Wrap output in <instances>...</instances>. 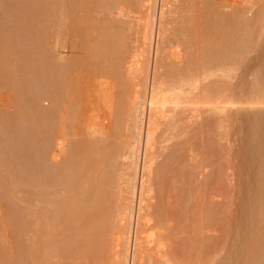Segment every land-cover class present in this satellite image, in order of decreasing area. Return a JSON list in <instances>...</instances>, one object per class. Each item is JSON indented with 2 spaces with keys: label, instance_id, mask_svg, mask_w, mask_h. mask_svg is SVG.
Here are the masks:
<instances>
[{
  "label": "rangeland",
  "instance_id": "374dc122",
  "mask_svg": "<svg viewBox=\"0 0 264 264\" xmlns=\"http://www.w3.org/2000/svg\"><path fill=\"white\" fill-rule=\"evenodd\" d=\"M145 1L0 0V264H110L113 243L124 246V111L155 59L143 44ZM169 1L148 230L168 243L163 264H264V0ZM44 88L61 91L68 110L65 134L50 138L47 183L39 108L54 103ZM147 251L144 264L161 263Z\"/></svg>",
  "mask_w": 264,
  "mask_h": 264
},
{
  "label": "bare ground",
  "instance_id": "6f19581e",
  "mask_svg": "<svg viewBox=\"0 0 264 264\" xmlns=\"http://www.w3.org/2000/svg\"><path fill=\"white\" fill-rule=\"evenodd\" d=\"M158 1H159V5H158ZM146 2V4L144 5L145 6V8H146V19H145V21H146V23H144V35H143V44H144V40H146V44H147V48L146 49H148V51H145V52H149V49H150V51L151 50H155V59H154V62H153V65H152V67H151V71H150V69H149V66H148V70L146 69V72L145 73H143L142 71V73H143V75H140L141 74V72H139V69L138 70H135L136 72L138 71L139 73L136 75V77H137V80H138V78H140L141 77V79H139L140 81H138V82H140V83H137V82H135V84H134V82H133V84H134V86H135V88L133 87L131 90L132 91H134L133 92V98H132V100H131V102H130V98H128V100H129V103L127 102V106L129 107V110H127V112L126 111H124L125 113H126V116H127V114H129L128 116H129V118L130 117H132L131 118V120L130 119H128L127 121H131V123H132V130L130 129V128H128L129 130H131V132L130 131H128L129 132V135H130V137H128L129 139L126 141V139H125V145H123V152L125 151V150H127L126 151V153L124 152H122V150H121V152H119V153H123L124 154V156H123V158L124 159H127L128 161H127V164H129V168L127 169V179H125V190H129V195H130V199H129V201L126 203L125 201V203L123 204V206H122V208H120V210L122 209V211L119 213V214H121V215H119L120 217H118L119 218V221H120V223L121 224H118L119 226L118 227H122V228H124L125 229V231H123V233H122V235L120 234L121 232H122V230H121V227L119 228L120 229V231H119V233L118 234H120V238H122V237H124V232H125V235H126V237L124 238L125 239V243H124V246H123V244H121L123 247H121V245L120 244H118V242L120 243H123L124 242V240H122L121 239V241H117V237H116V243L117 244H115V243H113L114 245H115V247L113 248L114 249V251H115V249H116V252L114 253L113 251H112V255H111V260H112V258H114L115 259V261L112 263V261H109V262H111L110 264H144V260L146 259L145 257H144V254H143V252L145 251L146 252V255L145 256H147V250L149 249V250H151L152 249V252H155L156 253V259H159V260H157V261H162V259L164 258V255H166L167 254V256L169 255V253H168V250H167V246L168 245H166V244H168V243H165L163 240L164 239H161L162 238V236H161V238L159 239V237H158V235L156 234V233H154L153 234V230L152 231H149L150 230V228L151 227H149L150 225H149V223H150V220L151 219H149L145 214L147 213V206H148V204H147V201H151V199L149 198L150 196H151V192H152V186L150 187V183H149V175H150V173H151V167H152V162H153V149H154V146H155V140H156V132H157V130H158V128H159V119L160 118H162L161 116V108H162V105L163 104H165L167 101H166V95H167V88L165 89L164 87V85H165V83L162 81V79L160 78V74H159V71L158 70H160V66H161V64H160V59H159V61H158V58H156L157 56H158V53L160 52V50H161V46H160V39L161 38H163V36H164V30H166L165 29V23H166V16L168 15V11H169V6H170V4L171 3H169L170 1L169 0H146L145 1ZM138 14V13H137ZM128 16V15H127ZM165 22V23H164ZM97 25V24H96ZM62 33V32H61ZM86 33V32H85ZM154 35L156 36V43H155V45H153V40H154ZM161 37V38H160ZM58 42V41H57ZM125 42V41H124ZM162 44V43H161ZM107 45V44H106ZM154 47V48H153ZM144 49V48H143ZM162 51H163V48H162ZM142 53V52H141ZM140 54V53H139ZM143 54V53H142ZM149 54H150V52H149ZM144 55V54H143ZM151 55V54H150ZM160 55H161V52H160ZM142 56V55H141ZM140 56V57H141ZM139 57V58H140ZM148 61H150L149 60V58H148ZM137 63V62H136ZM139 63V62H138ZM70 64V63H69ZM71 65V64H70ZM72 65H73V63H72ZM71 65V66H72ZM65 66H68V65H64V68H66ZM70 66V67H71ZM60 67V66H59ZM162 67V66H161ZM136 68H138V67H136ZM143 68V67H142ZM4 69V68H3ZM68 69H69V67H68ZM68 69H66V70H68ZM135 69V68H134ZM65 70V69H64ZM64 70H62L61 69V72H59L58 73V75H57V78H59V80H61V81H65L66 80V77H68L65 73H67L68 71H64ZM70 70H72L71 68H70ZM7 71V70H6ZM49 71V70H48ZM64 71V72H63ZM56 72V71H55ZM69 73V72H68ZM75 73V72H74ZM49 75V74H48ZM160 75V76H159ZM73 77V76H72ZM134 77H135V75H134ZM129 79V78H128ZM57 80V79H56ZM136 80V81H137ZM196 81V82H193L194 84H193V88L195 89V90H197L198 92L196 93V91L194 92L195 93V95H197V94H199L200 92H201V81H199L197 78L196 79H193L192 81ZM67 81V80H66ZM69 81V80H68ZM56 83V82H55ZM191 83V82H190ZM129 84V83H128ZM59 85V84H58ZM72 85V84H71ZM54 86V85H53ZM60 86H62V83H61V85ZM64 86V85H63ZM179 87V86H178ZM189 87H191V86H189ZM72 88V87H71ZM186 88V87H185ZM45 89V91H44V95L43 96H45V97H47V98H49V100L51 99L52 100V102L54 103V108L52 109V110H43V109H40L39 108V113H40V115H41V118H42V129H43V134H44V138H43V140H44V144H43V148H42V152H43V154H42V159H43V164H45V167H48L50 164H48L49 163V159H50V156H51V154L52 153H50V152H53L54 150H53V148H51L52 146H51V140H50V138H51V136L52 135H54L55 133V135H58V136H60L62 133H64L65 131L63 130V128L65 127H62L63 125H60V124H58L59 122L61 123H65V121H66V119H67V117H65L66 115H64V113H66L65 111L64 112H61V111H63V109L65 110V108H63L62 110H61V108L62 107H65L64 105H65V102L67 101V100H65V102L63 101V98H64V96H63V94H62V92L61 91H59L58 89H49V88H44ZM75 90V89H74ZM120 91V90H119ZM181 91V90H180ZM130 93H132V92H130ZM176 93V92H175ZM42 94V93H41ZM131 95V94H130ZM130 95H129V97H130ZM77 96V95H76ZM39 97V96H38ZM37 97V98H38ZM44 97V98H45ZM101 97V96H100ZM40 98V97H39ZM65 99V98H64ZM127 100V101H128ZM64 102V103H63ZM69 102V101H68ZM67 102V103H68ZM125 102V101H124ZM77 103H78V101H77ZM122 103V102H121ZM71 104V103H70ZM69 104V107L70 108H74V106L73 105H70ZM120 104V103H119ZM124 104V103H123ZM123 104H122V106H123ZM67 106H68V104H66ZM72 106V107H71ZM121 106V107H122ZM69 107H67V108H69ZM66 108V109H67ZM70 108H69V111H70ZM119 108V107H118ZM124 110V106H123V108H120V110ZM126 109H127V107H126ZM72 110V109H71ZM114 112H115V110H113ZM117 111V110H116ZM119 111V110H118ZM118 111H117V113H118ZM112 112V111H111ZM120 112V111H119ZM124 112H122L123 113V116L125 115V113ZM63 113V114H62ZM121 113V112H120ZM122 113H121V115L120 116H122ZM61 116H60V115ZM115 114V113H114ZM63 115H64V117L66 118L64 121L62 120V121H60L61 119L59 118V117H63ZM105 115V114H104ZM107 115V114H106ZM69 116V115H68ZM110 116H112L111 114H109V120L111 119V117ZM120 116H119V118H120ZM125 116V117H126ZM64 117L62 118V119H64ZM114 117V116H113ZM115 117H116V115H115ZM118 117V116H117ZM104 118H108V117H104ZM122 118V117H121ZM120 118V119H121ZM128 118V117H127ZM60 119V120H59ZM115 119V118H114ZM117 119V118H116ZM116 119H115V121H113V122H116ZM122 119H124V118H122ZM59 120V121H58ZM106 120V119H105ZM117 120H119V119H117ZM111 121V120H110ZM120 122V124H119V127H120V125H121V127H122V124L124 125V123H125V121L126 120H124V123H122L121 124V122H123V120H119ZM126 121V122H127ZM113 122H110V130L112 129V130H114L112 127L114 126L112 123ZM94 123V122H93ZM66 124V123H65ZM115 124V123H114ZM129 124L130 123H128L127 122V124H125V126L126 127H128L129 126ZM58 126V128H57V126ZM92 125V124H91ZM95 125H97L96 123H94V127H95ZM100 125V124H99ZM103 125V124H102ZM111 125H113V126H111ZM55 126H56V128H55ZM98 126V125H97ZM59 127H60V129H59ZM108 127V126H107ZM115 128H116V126H114ZM118 127V126H117ZM104 128V127H103ZM102 128V129H103ZM124 128V127H123ZM101 129V130H102ZM105 129H106V127H105ZM109 129V128H108ZM118 129V128H117ZM125 129V128H124ZM110 130H108V131H110ZM112 130H111V133H112ZM116 130V129H115ZM62 131H64V132H62ZM107 131V132H108ZM54 132V133H53ZM131 133V134H130ZM65 134V133H64ZM55 135L53 136V137H55ZM103 135L105 136V134L103 133ZM111 134H108V136H110ZM123 135H125V134H123ZM129 135H127V136H129ZM63 136V135H62ZM107 136V137H108ZM126 136V135H125ZM52 137V138H53ZM60 138H61V136H60ZM59 138V139H60ZM42 140V141H43ZM58 140V139H57ZM105 140V139H104ZM64 141V140H63ZM56 142V141H55ZM61 142V141H60ZM95 144H97V142L95 143ZM124 144V143H123ZM57 145L58 144H56V147H57ZM115 145V144H114ZM81 146V145H80ZM94 146V145H93ZM96 146H98V144L96 145ZM107 146V145H106ZM121 146V145H120ZM55 147V146H54ZM59 147H63V146H59ZM84 148V147H83ZM96 148V147H95ZM116 148V147H115ZM51 149H52V151H51ZM59 149H61L62 150V148H59ZM94 149V148H93ZM97 149V148H96ZM108 149H109V146H108ZM108 149H106V151H108L109 152V150ZM113 149V148H112ZM125 149V150H124ZM100 150H101V148H100ZM114 150V149H113ZM116 150V149H115ZM63 151H64V149H63ZM94 151H95V149H94ZM98 152V154H99V157L101 156L100 154L102 153V155H107L106 156V158H105V160H107V158H108V160H110L111 162H113L112 161V159H113V157L115 158V156H113V153L115 152H112V151H110L109 153H107V152ZM119 151V150H118ZM54 152H56V150L54 151ZM83 152V151H82ZM116 152H117V150H116ZM63 153V152H62ZM95 153H97V152H95ZM55 153H53L52 154V156L54 155ZM117 155V154H116ZM51 156V157H52ZM55 156L56 155H54L53 157L55 158ZM60 156V155H59ZM76 156V155H75ZM78 156H80V155H78ZM105 156H103V157H105ZM113 156V157H112ZM83 157V156H82ZM116 158H117V156H116ZM115 158V159H116ZM122 158V159H123ZM53 159V158H52ZM75 159H76V157H75ZM78 159V158H77ZM107 160V161H108ZM80 160H78V162H79ZM83 161H85V160H82L81 162H83ZM123 161V160H122ZM75 162V161H74ZM77 162V163H78ZM96 162V161H95ZM124 162V161H123ZM126 162V161H125ZM122 163V162H121ZM69 164V163H68ZM75 164V163H74ZM82 164V163H81ZM85 164H87V163H85ZM90 164V163H89ZM94 164H96V163H94ZM109 164V163H108ZM71 165V164H70ZM78 165V164H77ZM79 165H80V163H79ZM99 165V164H98ZM114 165V164H113ZM119 165V164H118ZM81 166H84V164H82ZM80 166V167H81ZM87 166V165H86ZM92 166V165H91ZM96 166H97V164H96ZM128 166V165H127ZM111 167V166H110ZM54 168V167H53ZM67 168V167H66ZM83 168V167H82ZM117 168V167H116ZM115 168V169H116ZM126 168V167H125ZM47 169H49V167L48 168H45L44 170H43V172L45 171V170H47ZM58 169V168H57ZM92 169V168H91ZM53 170V169H52ZM68 170V169H67ZM83 170H84V168H83ZM95 170V169H94ZM99 170V169H98ZM117 170V169H116ZM126 170V169H125ZM130 170H131V172H130ZM141 170V173H140V175H141V179H140V188L138 187L137 188V182H138V176H139V171ZM62 171V170H61ZM60 171V172H61ZM66 171V170H65ZM82 171V170H81ZM81 171H80V173H81ZM46 172H48V170L46 171ZM46 172H44V174H43V176L46 174L47 175V173ZM72 172V171H71ZM70 172V173H71ZM76 172V171H75ZM85 172V171H84ZM130 172V173H129ZM51 173H52V171H51ZM60 174V173H59ZM67 174H68V172H67ZM72 174V173H71ZM57 175H58V173H57ZM61 175H63L62 177H61ZM66 174L63 172V174L61 173L59 176H57V177H59L58 178V182L60 181H62L61 183H63V181H65V179L69 182L70 180L68 179L69 178V176L67 177V175L65 176ZM73 176V175H72ZM72 176H70V177H72ZM75 176V175H74ZM100 176V175H99ZM48 175L47 176H44L43 178H45V180H43V181H45L46 183H47V181H49L48 180ZM52 177V176H51ZM57 177H56V179H57ZM66 177V178H65ZM47 178V179H46ZM54 178H55V176H54ZM53 178V179H54ZM63 178V179H62ZM74 178V177H73ZM95 179V178H94ZM118 179V178H117ZM123 179V178H122ZM103 180V179H102ZM120 180V179H119ZM57 181V180H56ZM67 181H65L64 182V185H65V183L67 182ZM93 181V180H92ZM107 181V180H106ZM73 182H74V180H73ZM116 182V181H115ZM119 182H121V180L119 181ZM51 183H54V182H51ZM61 183H60V185H61ZM117 183V182H116ZM44 185L43 186H48V184H46L45 185V183H43ZM96 184V183H95ZM50 185V184H49ZM56 185V184H55ZM55 185H53V186H55ZM58 185V184H57ZM60 185H58L59 187H61ZM119 185V184H118ZM66 186V185H65ZM74 186V185H73ZM118 187H120V186H118ZM50 188V187H49ZM49 188H47V187H45V189H49ZM67 188H68V186H67ZM56 189V188H55ZM122 189V188H121ZM73 190V189H72ZM118 192V191H117ZM124 193V192H123ZM122 193V194H123ZM46 194L48 195V193L46 192H43V198L45 199V197H46ZM57 194V193H56ZM127 194V193H126ZM53 195V194H52ZM51 195V196H52ZM150 195V196H149ZM95 196V195H94ZM118 196V195H117ZM116 196V197H117ZM105 197V196H104ZM119 197V196H118ZM126 197V196H125ZM59 198V197H58ZM128 198V197H127ZM148 198H149V200H148ZM47 200H48V198H46ZM71 199V198H70ZM126 199V198H125ZM95 201V200H94ZM117 201H118V199H117ZM116 201V202H117ZM137 201V202H136ZM43 202H44V200H43ZM59 202V201H58ZM122 202V201H121ZM120 202V203H121ZM48 204H49V202H47ZM75 203V202H74ZM108 204H109V202H108ZM114 204V203H113ZM118 206V205H117ZM66 207V206H65ZM77 209V208H76ZM117 209V208H116ZM114 210H115V208H114ZM71 212V211H70ZM115 212V211H114ZM118 212V211H117ZM72 213V212H71ZM74 214V213H73ZM118 215H115L116 217L118 216ZM148 215V214H147ZM80 216H82V215H79V217ZM114 216V217H115ZM149 216V215H148ZM53 217V216H52ZM78 217V218H79ZM117 218V219H118ZM116 219V218H115ZM115 221V220H114ZM118 221V222H119ZM115 223V222H114ZM117 225V224H116ZM123 225V226H122ZM115 227H117V226H115ZM148 227H149V230H148ZM123 229V230H124ZM264 231V230H263ZM116 233V232H115ZM263 235V234H262ZM116 236V235H115ZM122 236V237H121ZM157 237H158V239H157ZM115 242V241H114ZM262 243V242H261ZM112 244V245H113ZM118 247H117V246ZM261 245V244H260ZM248 246V245H247ZM112 247V246H111ZM120 248V250L119 249H117V248ZM141 247H142V249H141ZM259 247V246H258ZM121 248H123V249H121ZM117 250H119V251H117ZM122 250H123V253L121 254V252H122ZM260 250H262V247H261V249H259V254L261 253V251ZM121 251V252H120ZM167 251V252H166ZM111 252V251H110ZM150 252V251H149ZM151 253V252H150ZM149 254V253H148ZM153 254V253H152ZM258 254V255H259ZM120 255V256H119ZM261 255V254H260ZM259 255V258H264V257H262V255L260 256ZM115 256V257H114ZM150 257V256H149ZM257 257V256H256ZM155 258V257H154ZM167 258V257H166ZM170 258V257H169ZM148 259V258H147ZM149 260V259H148ZM165 261L166 260H168V258L167 259H164ZM260 260V259H259ZM264 260V259H263ZM262 260V261H263ZM156 261V262H157ZM169 261V260H168ZM171 261V260H170ZM164 262V261H163ZM167 262V261H166ZM166 262H164V264L166 263ZM249 262V261H248ZM248 262H245L246 264L248 263ZM162 263V262H161ZM160 263V264H161ZM170 263V262H169ZM157 264V263H156ZM163 264V263H162ZM168 264V263H167ZM171 264V263H170ZM181 264V263H180Z\"/></svg>",
  "mask_w": 264,
  "mask_h": 264
}]
</instances>
